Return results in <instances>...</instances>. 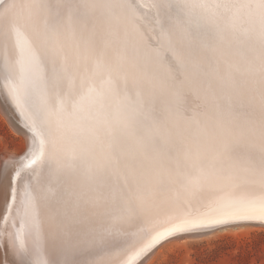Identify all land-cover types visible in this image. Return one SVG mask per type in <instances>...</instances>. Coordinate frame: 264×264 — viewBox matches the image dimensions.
Instances as JSON below:
<instances>
[{
	"label": "snow or ice",
	"instance_id": "snow-or-ice-1",
	"mask_svg": "<svg viewBox=\"0 0 264 264\" xmlns=\"http://www.w3.org/2000/svg\"><path fill=\"white\" fill-rule=\"evenodd\" d=\"M0 52L33 117L16 176L42 160L56 183L39 202L24 189L48 243L34 256L21 225L18 264H101L143 231L132 264L175 236L264 224V0H0Z\"/></svg>",
	"mask_w": 264,
	"mask_h": 264
},
{
	"label": "bare ground",
	"instance_id": "bare-ground-1",
	"mask_svg": "<svg viewBox=\"0 0 264 264\" xmlns=\"http://www.w3.org/2000/svg\"><path fill=\"white\" fill-rule=\"evenodd\" d=\"M137 2L150 5V0H137ZM0 55H2V52H0ZM189 103L192 106H195L198 102L192 98H189ZM0 110L7 116L9 123L13 126L12 128H15V130L21 131L22 134H25L28 146L27 151H25V153L21 156H19V153L16 155L11 154V157L7 159V165L5 166L4 171L2 170V173L0 174V264H18L20 257L18 255L16 233L17 230L21 228V225L24 226L25 246L33 252L34 256L46 255L48 243L43 230L40 237L38 238L36 233L30 227L29 215L26 212L25 204L23 202L24 189L25 187L30 188L33 191V195L39 202L40 194H48L49 198H51V193L49 190H55L56 183L53 173L46 167L45 162L42 160H38L37 163L30 169H28L26 172H22L19 177L16 176V172L19 171L21 164L27 162L33 152V135L30 127L33 117L31 109H27L23 112L17 109L15 102L11 100L10 94L7 90L6 82L3 80L2 76H0ZM14 158H18V160L14 161ZM12 187H14L18 193L15 202H13L10 195ZM247 224L254 225L260 223H241L225 226V228H230L232 226L240 227L241 225L246 226ZM160 229L161 225L156 224L150 229L151 235H155V232ZM206 233L207 232H205V234ZM195 234L193 233V235ZM198 235L200 234H197V236ZM149 239L150 235H147L145 232H137L131 237V247L125 251L115 250L100 257L99 259L101 264H126V262L131 259L133 254L138 251L139 248L143 246V244L147 243ZM169 239L163 241L146 254L148 255L159 246V248L156 249V252L148 260L147 264H153L159 256H163L170 245L177 244L183 240V238H178L171 241H169ZM146 255L133 260L132 264H138Z\"/></svg>",
	"mask_w": 264,
	"mask_h": 264
},
{
	"label": "rangeland",
	"instance_id": "rangeland-1",
	"mask_svg": "<svg viewBox=\"0 0 264 264\" xmlns=\"http://www.w3.org/2000/svg\"><path fill=\"white\" fill-rule=\"evenodd\" d=\"M12 127L7 116L0 110V174L11 154L19 153L21 156L28 149L25 134ZM254 225L220 227L218 231H207L206 234L193 232L196 234L176 236L169 241L178 238L183 240L170 245L153 264H264V225ZM197 234H200L199 237ZM156 249L138 264H147Z\"/></svg>",
	"mask_w": 264,
	"mask_h": 264
}]
</instances>
